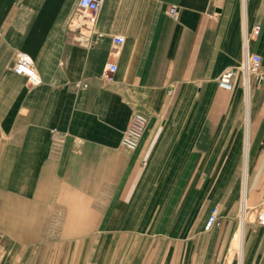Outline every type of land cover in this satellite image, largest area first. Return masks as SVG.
Wrapping results in <instances>:
<instances>
[{"label":"crops","instance_id":"1","mask_svg":"<svg viewBox=\"0 0 264 264\" xmlns=\"http://www.w3.org/2000/svg\"><path fill=\"white\" fill-rule=\"evenodd\" d=\"M77 2L0 0V264H264V0ZM255 26L262 81L219 88Z\"/></svg>","mask_w":264,"mask_h":264},{"label":"built area","instance_id":"2","mask_svg":"<svg viewBox=\"0 0 264 264\" xmlns=\"http://www.w3.org/2000/svg\"><path fill=\"white\" fill-rule=\"evenodd\" d=\"M104 0H78L76 12L78 15L85 20V22L93 27L96 17L99 13L100 7L102 6ZM168 15L171 18H175L177 15L176 7L172 6L168 9ZM259 33V27L255 26L252 28L249 35L244 37V45H243V55L242 61L238 67L227 69L223 71V73L219 76L218 79V87L231 91L233 88V80L234 77L238 74L241 76L242 84L244 81L251 77H255L258 82L262 81L260 77L259 71L261 66V57L257 54H253L249 52L247 47V40L254 39L257 37ZM98 37H101L97 34ZM115 43H122L123 38L118 37L114 39ZM116 71V66L114 64L107 65L104 73L102 74V78L106 81H110L112 79V74ZM13 73L16 76L24 77L27 82L31 85H37L39 83V78L35 72L34 63L32 58L22 52H18L15 55V63L13 66ZM77 87H81L85 89L87 87L86 84L77 83ZM147 126V118L142 114L134 115L127 128L123 131L121 138V146L127 151H134L140 139L142 138L144 131ZM255 213V221L258 226L264 229V204L258 206L254 210ZM218 217V209L214 207L209 216L207 217L204 231L209 232L217 222Z\"/></svg>","mask_w":264,"mask_h":264},{"label":"bare ground","instance_id":"3","mask_svg":"<svg viewBox=\"0 0 264 264\" xmlns=\"http://www.w3.org/2000/svg\"><path fill=\"white\" fill-rule=\"evenodd\" d=\"M240 63H241V62H240ZM239 65H240V64H239ZM246 83H247V84L249 83V79H248V80L246 79V80L244 81V84H246ZM243 213H244V210H243Z\"/></svg>","mask_w":264,"mask_h":264},{"label":"rangeland","instance_id":"4","mask_svg":"<svg viewBox=\"0 0 264 264\" xmlns=\"http://www.w3.org/2000/svg\"><path fill=\"white\" fill-rule=\"evenodd\" d=\"M253 216V215H252ZM254 217V216H253ZM253 217H251V219L253 218Z\"/></svg>","mask_w":264,"mask_h":264}]
</instances>
